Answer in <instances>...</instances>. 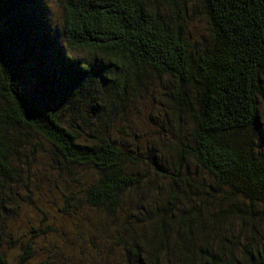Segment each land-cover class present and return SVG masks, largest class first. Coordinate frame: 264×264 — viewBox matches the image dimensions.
Returning <instances> with one entry per match:
<instances>
[{"label":"trees","instance_id":"trees-1","mask_svg":"<svg viewBox=\"0 0 264 264\" xmlns=\"http://www.w3.org/2000/svg\"><path fill=\"white\" fill-rule=\"evenodd\" d=\"M48 3L0 0V264H264V0Z\"/></svg>","mask_w":264,"mask_h":264},{"label":"rangeland","instance_id":"rangeland-1","mask_svg":"<svg viewBox=\"0 0 264 264\" xmlns=\"http://www.w3.org/2000/svg\"><path fill=\"white\" fill-rule=\"evenodd\" d=\"M47 1V2H46ZM48 4L49 5V3H48V0H45V4ZM37 4L38 3H36L35 2V14H37L38 15V12H39V9L40 8H36V6H37ZM33 6V5H32ZM50 6V5H49ZM31 9H32V7H30ZM52 11H53V15H54V20H55V26L57 25V23L58 24H60V22H61V18H60V14H59V12H58V8L56 7V5L55 4H53L52 6H50L49 7ZM38 18H40V16L38 15ZM24 22V21H23ZM22 22V23H23ZM35 24H38L37 22H35ZM24 25V24H23ZM45 27V25L43 24V25H40V28H44ZM26 28V27H25ZM26 29H28V27L26 28ZM200 30V29H199ZM37 41H34V42H32L31 43V45H32V47L33 46H35V43H36ZM63 47V50H65V47H64V45L62 46ZM73 53H79V52H77V51H73ZM30 85H31V83H30ZM32 89V88H31ZM30 89V90H31ZM139 101V108H138V112H137V115H138V117H133V114L131 113V112H129L128 111V116H129V118H134V123L135 124H138V122L137 121H139V122H142V124L143 125H145V121H146V116H147V114H148V112H146V111H144V115L140 112V110L144 107V105H145V103H144V99H140V100H138ZM140 109V110H139ZM134 113V112H133ZM139 118V119H138ZM39 168H41L40 166H39ZM36 175L38 176V177H40V178H45V175H43V174H45V171L41 168V169H39V170H37L36 169ZM38 173V174H37ZM33 187V186H32ZM21 193H23V192H21ZM25 198H27V196H25V194L23 193L22 194V199L20 198H18L17 200H18V202H20V205L19 206H17L18 208H19V210H20V208H21V210L23 211V209H25ZM25 200V201H24ZM27 210H29V208L27 209ZM26 210V211H27ZM25 211V212H26ZM25 212H24V214H25Z\"/></svg>","mask_w":264,"mask_h":264}]
</instances>
